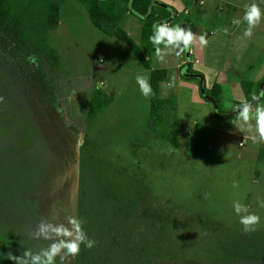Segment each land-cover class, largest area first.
I'll return each instance as SVG.
<instances>
[{"label": "rangeland", "instance_id": "1", "mask_svg": "<svg viewBox=\"0 0 264 264\" xmlns=\"http://www.w3.org/2000/svg\"><path fill=\"white\" fill-rule=\"evenodd\" d=\"M232 1L239 16L246 4L256 2L264 8L261 0ZM124 19L129 16L124 14ZM130 35L142 42L136 32ZM50 43L62 56L64 74L57 82L58 102L47 104L55 119L49 127L22 106L27 92L19 84L21 76L0 59V96L5 98L0 103V181L3 173L14 176L15 163L31 160L44 170L46 179L52 173L57 184L61 179L65 195L73 183L77 207L71 211L65 201L59 219L68 215L82 219L97 243L116 233L140 240L145 264H264V207L260 206L264 160L244 146L248 137L232 124L239 107L222 102L223 111L233 107L234 116L225 118L217 115L212 98L203 103L193 96L177 97V78L173 88L167 86L176 71L170 66L157 95L158 100L171 101L164 103L167 119L160 126L178 131L163 141L165 132L150 124L151 96L145 98L136 83L137 74L150 76L151 71L129 44L95 26L80 0L62 4L61 21L50 31ZM150 49L153 66L161 68L152 43ZM14 51L13 44L0 38V58ZM101 82L103 86L97 87ZM96 88L108 93V105L90 120ZM249 88L252 95L257 85ZM153 129L159 139L151 141L148 130ZM234 181L239 189L232 187ZM18 194L20 198L22 193ZM234 200L261 216L256 231L243 232ZM31 209L25 208L21 226L35 229L46 217ZM11 224L10 218L0 221V264H15L8 260L9 252L19 256L27 248L35 251L49 243L34 244L20 225L15 232Z\"/></svg>", "mask_w": 264, "mask_h": 264}, {"label": "trees", "instance_id": "2", "mask_svg": "<svg viewBox=\"0 0 264 264\" xmlns=\"http://www.w3.org/2000/svg\"><path fill=\"white\" fill-rule=\"evenodd\" d=\"M65 1L0 0V37L10 40L16 46L15 52L10 56L3 55L5 57L0 59H6L10 68H16V72H19L22 79L19 84L27 92L23 96L22 106L30 108L36 116L37 122L44 124L45 127L54 124L52 122L55 119L48 114L49 106L47 104L50 102H58L57 82L64 74L62 56L50 43V31L59 26L61 6ZM80 1L86 5L92 22L96 27L129 44L143 66L150 69V83L155 93L152 98L156 106L160 81L167 77V70L153 66L151 62V41L149 37L153 33V24L171 21L172 25L180 24L181 26L188 27L189 21H185L181 17L182 13L177 8L160 0ZM121 4L142 19V42L138 43L134 40L115 20L114 13ZM33 55L37 58L38 66L30 63L27 59ZM7 64H5V68H7ZM5 68L2 69V73L7 75ZM190 68H192L191 65ZM190 72L195 73L191 70ZM34 78L37 80L36 84L38 86L35 85ZM251 84L250 81H244L243 83L248 101L251 100L249 88ZM201 86L202 95L207 99H214L218 108L217 112L219 114L224 113L221 105L223 98L221 85L214 83L211 87H207L203 83ZM108 98L109 95L106 91L99 88L94 90L88 112L90 120L96 119L106 109ZM154 105L153 117H155L154 121H157L156 118L159 116V111L154 109ZM48 116L51 118V122ZM154 126L155 124H153ZM169 134L170 132H165L164 137H168ZM86 138L84 143H86ZM260 158H264L262 151ZM39 169L40 167L36 162L28 160L26 164H21L20 162L15 163L14 176L6 175L5 173L1 175V181L3 177L4 181L2 183L0 181V221L2 218L12 219L13 224H11V228L15 232L18 229V225L21 226V224H24L21 222V218L26 213L25 208H32L31 212L36 211L42 213L46 218L50 219L53 215L59 216L64 212L65 201H67L68 209L71 211L77 207V203L75 205L76 201L74 200L76 193L72 189L73 183L69 185L70 187L65 195L62 189L61 179L57 184V178L54 177L55 173H52V175L48 174L49 178L46 179L44 170ZM5 184L12 185L6 187ZM19 192L22 193L20 198ZM30 202H33V204ZM34 230L32 226H27L26 224L25 227L21 226V231L25 232V236L30 239H32L30 233ZM87 234L90 238H95L93 232L89 231ZM116 234L112 236V239L102 243H96L92 249L82 246L80 254L76 257H70V261L67 264H145L141 256L142 242L138 239H129L126 233ZM135 238L139 237L136 236ZM32 241L37 245L43 244L42 239H32Z\"/></svg>", "mask_w": 264, "mask_h": 264}, {"label": "crops", "instance_id": "3", "mask_svg": "<svg viewBox=\"0 0 264 264\" xmlns=\"http://www.w3.org/2000/svg\"><path fill=\"white\" fill-rule=\"evenodd\" d=\"M160 1L177 8L182 13L181 17L185 21H189V26L193 31L197 34L207 32L210 41L209 45L203 48L194 44L190 51L181 55L176 54L177 49L175 48L164 49L163 57L157 59V64L162 65L161 68L167 70L171 66V69H176L174 74L178 80L177 97L184 96L186 99H191L193 96L203 103L210 102L202 95L201 85L205 83L207 87H211L214 83H219L223 93L222 102L233 103L236 108L240 107L242 102L248 101L243 86L244 81H250L252 85H257V88L254 89L256 94L264 89V21L254 30L253 36L249 39L243 35L247 27L246 22L243 21L244 14L238 15V5L232 0H226L225 4L220 3V0H205L204 3H199L198 0H183L184 3L182 0ZM185 9H190V13H184ZM124 14L129 16V20L124 19ZM237 17H241L239 26L232 24L233 18ZM114 18L120 25L124 24L130 28V30H126L129 34L131 31L136 32L141 40L143 26L141 18L134 15L123 4L116 9ZM213 26L216 28H212ZM225 27L229 29L227 34L223 31ZM196 59H199L200 62H197ZM190 70L195 73H191ZM164 99L165 102L157 98L155 106L154 99L152 96L150 98V124L152 126L155 124L161 129L162 123L167 119L165 110L171 102L167 97ZM261 102L264 103V100ZM153 105L154 109L159 111V113L157 112L159 115L156 118L157 121H154ZM170 110L172 111V108ZM223 112L226 114L217 113V115L225 118L234 116L233 107ZM168 114L172 117L171 113ZM254 123L253 121V125ZM148 131L151 141L159 139L155 133L156 129ZM162 131L172 133L177 132L178 129L169 128L162 129ZM253 134V132L244 133L248 137L244 146L248 145L250 149L256 151L255 156L258 159L264 160V158H260L261 151L264 153V144L253 143ZM168 138L169 136L162 139L166 141ZM167 145L170 144L167 143Z\"/></svg>", "mask_w": 264, "mask_h": 264}, {"label": "clouds", "instance_id": "4", "mask_svg": "<svg viewBox=\"0 0 264 264\" xmlns=\"http://www.w3.org/2000/svg\"><path fill=\"white\" fill-rule=\"evenodd\" d=\"M264 3V0H261ZM243 21L247 27L244 30V37L251 38L254 30L264 21V8L260 4L253 2L244 6ZM232 24L239 26L241 19L233 18ZM224 33L227 34L229 29L225 27ZM149 40L155 47L156 56L162 58L164 49L175 48L177 55H181L186 51H190L194 44L200 47H207L210 43L208 33L197 34L189 27L181 26L180 24L172 25L167 21L153 24V33ZM164 46V49L161 48ZM30 63L38 66L37 58L29 56L27 58ZM136 83L139 85L141 94L147 98L153 96L150 76L147 74H137ZM176 85V76L171 74L168 81V88H173ZM103 83H98L97 87H102ZM5 98L0 96V103H3ZM264 89L259 94L255 92L251 96L250 101L242 102L237 109L236 117L232 120V124L241 132H253V143H264ZM61 111L60 109H57ZM253 121L255 122L253 125ZM234 189H239L238 181L232 184ZM261 207H264V202H261ZM233 209L239 216V223L242 225L243 232L251 233L257 230L261 224V216L250 210V205L241 202L240 200L233 201ZM34 240H45L49 243L46 247H41L38 250L27 248L19 256L9 252L8 260L14 261L15 264H57L59 258L60 264H65L70 257H76L81 252V247L84 246L92 249L96 245V241L90 238L84 228V221L77 216L68 215L64 221H61L58 216L53 215L50 219L43 218L40 220L35 230L30 233Z\"/></svg>", "mask_w": 264, "mask_h": 264}, {"label": "built area", "instance_id": "5", "mask_svg": "<svg viewBox=\"0 0 264 264\" xmlns=\"http://www.w3.org/2000/svg\"><path fill=\"white\" fill-rule=\"evenodd\" d=\"M198 2H199V3H204L205 0H198ZM184 13H186V14L190 13V9H185V10H184ZM167 22H169V23L171 24V21H167ZM211 33H213V31H211ZM189 61H191V60L189 59ZM196 61H197V62H200L199 59H196ZM243 144H244V142L241 141V142H240V145H243ZM263 144H264V143H263Z\"/></svg>", "mask_w": 264, "mask_h": 264}, {"label": "flooded vegetation", "instance_id": "6", "mask_svg": "<svg viewBox=\"0 0 264 264\" xmlns=\"http://www.w3.org/2000/svg\"><path fill=\"white\" fill-rule=\"evenodd\" d=\"M0 38H1L2 40H4V42H5L6 39H4V38H2V37H0ZM6 41L9 43V45H10V44H13L14 47H15V51H16V46H15V44L12 43L10 40H6ZM1 50H2V49H1ZM15 51H14V52H15ZM15 56H16V55H15ZM14 58H16V57H14ZM7 62H8V61H7ZM5 66H6V65H5Z\"/></svg>", "mask_w": 264, "mask_h": 264}]
</instances>
